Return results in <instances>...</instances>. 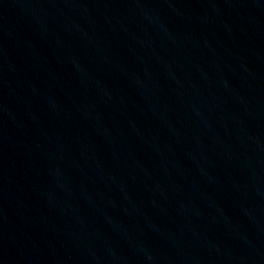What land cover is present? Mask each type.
Returning a JSON list of instances; mask_svg holds the SVG:
<instances>
[{
  "label": "water",
  "instance_id": "1",
  "mask_svg": "<svg viewBox=\"0 0 264 264\" xmlns=\"http://www.w3.org/2000/svg\"><path fill=\"white\" fill-rule=\"evenodd\" d=\"M0 264H264V0H0Z\"/></svg>",
  "mask_w": 264,
  "mask_h": 264
}]
</instances>
